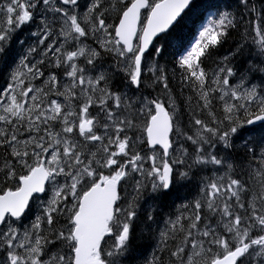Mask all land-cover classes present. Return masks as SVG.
<instances>
[{"label": "snow or ice", "instance_id": "1", "mask_svg": "<svg viewBox=\"0 0 264 264\" xmlns=\"http://www.w3.org/2000/svg\"><path fill=\"white\" fill-rule=\"evenodd\" d=\"M0 264H264V0H0Z\"/></svg>", "mask_w": 264, "mask_h": 264}]
</instances>
